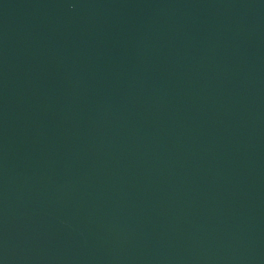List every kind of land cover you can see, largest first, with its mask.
I'll return each mask as SVG.
<instances>
[{
    "label": "water",
    "instance_id": "1",
    "mask_svg": "<svg viewBox=\"0 0 264 264\" xmlns=\"http://www.w3.org/2000/svg\"><path fill=\"white\" fill-rule=\"evenodd\" d=\"M0 264H264V0H0Z\"/></svg>",
    "mask_w": 264,
    "mask_h": 264
}]
</instances>
